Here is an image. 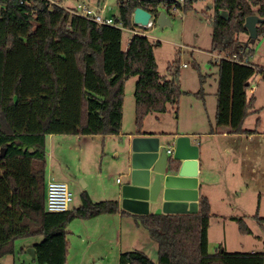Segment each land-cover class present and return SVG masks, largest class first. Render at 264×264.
Returning <instances> with one entry per match:
<instances>
[{
	"label": "trees",
	"instance_id": "1",
	"mask_svg": "<svg viewBox=\"0 0 264 264\" xmlns=\"http://www.w3.org/2000/svg\"><path fill=\"white\" fill-rule=\"evenodd\" d=\"M163 1L119 0L118 19L130 27L136 7L157 16ZM196 1L185 0L183 9L192 8ZM0 5V179L3 170L8 171L2 168L3 161L25 157L32 161L28 172L33 180L28 199L23 198L20 173L0 181L4 184L0 188L7 193L3 195L0 189V219L3 203L7 205L12 199L9 192L17 196L16 205L21 210L19 228L12 229L11 222L4 226L9 233L6 240L0 239V264L5 255L15 252L17 238L34 235L43 236L34 244V259L39 264H67L70 221L129 212L121 209L118 200L93 201L87 192L78 207L48 211L45 174L49 136L119 134L125 81L133 76L137 77L135 122L142 132L149 114L178 109L183 93L178 66L175 77L166 78L159 71L154 42L147 35L135 34L125 50L122 28L72 14L50 0H0ZM214 8L211 50L238 54L240 59L243 53L251 55L245 22L252 14L264 19V0H214ZM222 10H227V16ZM242 34L249 38L244 40ZM263 35L264 21L258 24V38ZM229 62H216L221 67L217 123L232 122L235 132L253 133L243 128V120L254 97L247 102L242 82L232 86L227 81ZM260 72L264 78V67ZM135 215L158 242L159 258L154 261L142 250H130L121 253L120 264H264V252L260 251H229L219 246L210 252L212 207L207 195L200 196L197 213ZM256 217L264 227V217ZM234 219L241 233L252 232L244 218Z\"/></svg>",
	"mask_w": 264,
	"mask_h": 264
},
{
	"label": "rangeland",
	"instance_id": "2",
	"mask_svg": "<svg viewBox=\"0 0 264 264\" xmlns=\"http://www.w3.org/2000/svg\"><path fill=\"white\" fill-rule=\"evenodd\" d=\"M50 1L70 8L79 1L87 0ZM88 1L93 6L105 7L104 15L120 17L119 0ZM159 9L164 10V5L161 4ZM214 14V0H198L194 2L192 8L183 10L182 7L179 11L172 13L171 24L164 27L156 22L153 27L145 29L134 23L133 20L130 27L122 29V45L125 50L128 48L130 39L135 35L132 31L134 28L154 42L161 75L169 79L175 77L178 66L177 77L183 92L180 98L179 112L176 113L171 109L167 112L168 117H162V114L156 112L149 114L145 119V125H149L155 131L162 130L164 127H175L177 121L181 125L191 123L193 119H197L200 125L209 127V116L211 123L214 125L217 123L221 67L214 61L211 50ZM241 38L246 40L249 36L242 34ZM250 48L253 52L244 62L229 60L230 66L226 74L227 81L232 86L242 82L247 102L256 96L249 108V114L243 120L244 127L257 129L251 141L250 159L244 160V155L237 151L234 155L229 156L220 150L215 153L214 148H209L205 153L207 164L205 176L208 181L205 189L209 193L214 213L211 216L209 227V250L211 252L216 250L219 243L229 251L249 252L255 250L264 252V227L256 217L257 214L264 217V78L260 72V69L264 67V35L257 38L255 42H251ZM136 80L137 77L133 76L125 81L123 128L136 126ZM254 87L256 92L252 89ZM199 91L201 93H198ZM177 115L178 117H176ZM55 136L68 135L57 134ZM204 140L207 143L208 137H204ZM53 142L51 143L49 137L46 148V182L54 179L65 180L68 183L74 193L70 208L81 204L82 190L80 189L86 183H89L90 187H94L97 183L107 180L120 187V182L118 183L117 179L125 180L124 172H115L112 175L106 171L105 157L102 160V157L96 156V159L84 160L83 164H80V154H76V157L70 156L67 165H61L58 160L59 158L64 159L66 154L58 143V139L53 138ZM2 163V168L6 167L8 171L3 170L0 181H8L7 175L9 174L20 173L19 184L23 198L28 199V192L33 186V180L28 172L32 163L31 159L14 157ZM1 185L4 186L2 183ZM0 189L3 195L7 194L2 188ZM8 195L12 199L6 201L7 205L4 203L2 205L4 215L0 219L1 240H6L8 237L9 232L4 227L7 222H11L12 229L20 227L18 221L21 210L16 205L17 196L10 192ZM234 216L244 218L252 232L241 233ZM88 222L84 218H75L68 223L70 249L67 264H120V250L117 244L115 247L109 246L107 237L99 235H96L91 242L84 235ZM42 239V235L17 238L15 252L5 255L2 263L39 264L27 249ZM157 244L158 242L152 238L145 246L147 247L145 253L154 261H158L159 258Z\"/></svg>",
	"mask_w": 264,
	"mask_h": 264
},
{
	"label": "crops",
	"instance_id": "3",
	"mask_svg": "<svg viewBox=\"0 0 264 264\" xmlns=\"http://www.w3.org/2000/svg\"><path fill=\"white\" fill-rule=\"evenodd\" d=\"M244 94L246 99V93ZM253 97L255 100L256 96ZM230 99H232V97ZM179 108V106L178 109L170 107L168 111L173 109L176 113H178ZM167 112L160 114H162V117H168ZM176 117H178V115ZM209 121V127L200 125L197 119H193L191 123H186L184 125H181V123L177 121L175 127H164V129L157 131L150 128L149 125H145L144 123L142 132H139L136 126L123 128L122 123L121 132L116 135L55 136L57 134H51L49 137L51 143H54L53 138L58 139V143L64 149L66 157H64V159L59 158L58 160L61 165H67L70 156L74 155L76 157V154H80V164H83L84 160H94L96 159V156H100L102 157V160L105 157L104 160L107 161L106 171L113 175L115 174V172H124L125 174V143L131 135H160L161 143L164 145L166 144L168 148H174V141L177 136L189 135L191 136L193 143H197L199 145V197L202 194L209 197V193L207 192V189H205L208 183L207 177L205 176L207 173V164L205 159V153L207 152V150H209V148H214L215 153L220 150L225 155L229 154V156L234 155L236 151L241 152V154L244 155V160L247 161L248 159H250V150L252 147L251 141L254 138V133L257 132L256 128H249L246 126H243V128L247 130H254V132L249 134L243 132H235L232 122H222L216 123L214 125L213 123H211L210 116ZM204 137H208L207 143H205ZM124 181L125 180H121V183H119L117 179V182L120 185ZM80 190H82L81 195L84 192H87L93 201H101L106 199L118 200L121 209H123L120 202L119 187L115 183L111 184L107 180H105L102 183H97L94 187H90V184L86 183ZM149 213H164L162 205L159 203H152L149 207ZM135 214L138 213H123L119 211L116 213H103L93 218H88L86 220L89 222L88 224H86L84 235L88 239H90L91 242H93L92 240H94L96 235L107 237L109 246L115 247V244H117V247L120 250V255L122 252H125V249L127 251L142 250L143 252H147V247L145 246H147V242L152 239V236L149 234L148 230L140 223V217L136 216ZM212 215H214L213 210ZM34 244L35 243H33L31 246H34ZM109 246H107V248H109ZM219 246L223 245L219 243L216 249ZM213 252L215 251H212V253ZM249 252H255V250Z\"/></svg>",
	"mask_w": 264,
	"mask_h": 264
},
{
	"label": "water",
	"instance_id": "4",
	"mask_svg": "<svg viewBox=\"0 0 264 264\" xmlns=\"http://www.w3.org/2000/svg\"><path fill=\"white\" fill-rule=\"evenodd\" d=\"M227 16V10L221 11ZM152 12L138 6L134 23L147 25ZM155 21L164 27L171 24L166 10H160ZM264 21L257 14L247 16L245 26L251 42L258 38V24ZM125 181L120 185L123 209L149 213L152 203L162 205L164 213H197L199 209V145L191 136L180 135L174 141L173 154L161 143L160 135L133 134L125 143ZM36 258V249H27ZM99 264V263H97Z\"/></svg>",
	"mask_w": 264,
	"mask_h": 264
},
{
	"label": "built area",
	"instance_id": "5",
	"mask_svg": "<svg viewBox=\"0 0 264 264\" xmlns=\"http://www.w3.org/2000/svg\"><path fill=\"white\" fill-rule=\"evenodd\" d=\"M185 0H175L173 2H169L168 0H164L162 4L164 5V10L167 11L169 16L172 13L179 11L184 6ZM72 14H78L85 18L91 19L99 24H107L113 25L120 28H124L125 25L121 19H118L111 15H104L103 11L106 9L105 7L93 6L90 1H79L76 5L66 8ZM184 10V9H183ZM156 23L155 15L152 13L150 21L147 25H139L145 29L153 27ZM134 34H143L137 28L132 29ZM131 40V39H130ZM244 58L240 59L238 54H227L219 51L213 52V57L215 62H220L221 60H232L238 62H244V60L248 59L245 53ZM187 66V64H184ZM255 92V88H252ZM168 153L173 154V148H168ZM118 182L121 183V179L118 178ZM74 193L70 189L67 182L62 180H48L46 184V209L50 212H61L67 211L70 209V204L73 201Z\"/></svg>",
	"mask_w": 264,
	"mask_h": 264
}]
</instances>
